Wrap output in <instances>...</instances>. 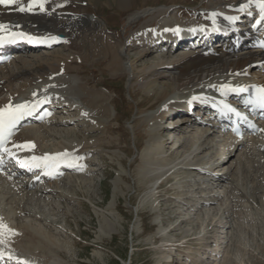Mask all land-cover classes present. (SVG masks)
I'll list each match as a JSON object with an SVG mask.
<instances>
[{"label": "rangeland", "instance_id": "374dc122", "mask_svg": "<svg viewBox=\"0 0 264 264\" xmlns=\"http://www.w3.org/2000/svg\"><path fill=\"white\" fill-rule=\"evenodd\" d=\"M50 1L45 0V5ZM213 1L125 0V4L121 5L120 0H63L62 4L55 6L58 17L97 20L105 36L96 39L93 47L102 48L105 42H113L128 71H112L109 63L120 64V58L113 60L110 53L105 57L95 54L84 63L78 61L72 65L71 72L77 78L88 82L94 89L108 93L113 116L108 130L98 139V149L87 154L88 175L84 178L89 183L80 186L78 173L66 176H70V184H66L69 178L60 184H63L64 188H61L67 192L69 201H61L59 209H54L53 204H44L43 211L39 213V217L45 221L43 223L48 225V236L55 240H52L55 242V252L62 253L60 264H193L199 258L202 260L200 264H215L216 261L217 264H226L223 262L225 257L229 259L227 264H264L263 165H252L251 177L245 176L246 170L241 185L233 178L227 180V193L224 194L225 188L222 189V202H215L211 210L209 206L197 207L188 203L190 198L191 202H195L192 191L196 187V194H207V191L200 190L199 184L191 182L195 178L188 176V172L158 189L153 188L152 196L146 197L153 184L146 170L153 164H159L152 152L164 147L169 154L183 138L177 135L180 133L177 130L169 129L171 127L163 128L157 138L149 131L145 115L151 110L155 111L158 106L154 94L146 92L141 84L144 82L143 73L149 66L160 62L163 54L164 60L172 61L189 51H165L154 46L151 52L146 53L148 45L137 49H124V45L130 43L131 37L137 33L149 35L160 32L161 20L168 19V26L169 22L174 24L175 21L200 19ZM179 10L183 11L184 17L176 16ZM42 12L36 7V13L44 14ZM87 48L90 52V47ZM72 51L75 50L69 49L63 42L51 50L21 55L24 58L27 55L39 56L38 59L43 61L51 59L53 66L58 67L63 63L59 59L69 58ZM37 58L32 60L31 65L38 62ZM18 63L11 61L2 67L1 76H5V70L16 71ZM47 67L50 71L52 66L48 64ZM171 122H165V127ZM88 125L69 124L68 128L72 130L70 138H93L97 132L85 138ZM174 134L173 139L170 135ZM188 148L189 145L185 144L173 157H180ZM253 172L258 174L255 180L252 178ZM254 181L261 190L254 193L250 189L245 193L244 188L247 189ZM176 182L179 188H172L171 185ZM223 187L220 186V190ZM227 194L235 200L229 204V208H225L227 204H224ZM228 209L229 213H225ZM23 218L37 225L32 217ZM183 218L189 219L183 222ZM217 219H221V225L214 226ZM179 223L182 224L177 226ZM35 226V229H39ZM41 230L45 231V228ZM218 241L221 243L220 249L224 250L213 258L211 255L210 258H202L207 254L205 249L214 248Z\"/></svg>", "mask_w": 264, "mask_h": 264}, {"label": "bare ground", "instance_id": "6f19581e", "mask_svg": "<svg viewBox=\"0 0 264 264\" xmlns=\"http://www.w3.org/2000/svg\"><path fill=\"white\" fill-rule=\"evenodd\" d=\"M214 1L200 19L195 18L186 22L182 20L180 22L175 21L174 24L169 22L168 26L167 19L161 20L159 24L162 25L161 32L165 28L168 30L176 29L177 26L179 27L182 24L188 26L204 23L220 24L224 31H227L226 35L229 39L224 46L220 49L205 47L201 50L190 51L172 61L164 60L165 56L163 54L160 56L162 58L160 62L145 69L143 73L144 82L142 81L141 83L144 85L146 92L154 94L155 102L158 106L155 111L151 110L145 115V121L149 123V131L152 132V135L157 138L163 128L171 127L169 129L177 130V132H180L177 135L183 138L176 143V146L172 148L173 151L171 150L169 154L168 151L164 150V147L152 152V155L155 153L157 156L159 164H153L146 170L148 171V177L153 180L151 190L146 193V197L152 196L153 188L158 189L172 179L178 178L179 175L182 176L188 172V176L195 178L191 182L199 184L200 190L207 191L204 196L196 194L198 190L196 187L192 191V194L196 198L198 197L197 200L195 199L196 203L191 202V198L188 203L197 207L201 205L209 206L210 210L215 202H222L221 198L224 197V190L222 189L225 188L224 194H226L229 187L227 180L233 178L241 185L240 181L246 170L247 174L245 176L251 177L249 173H251L252 165H263L264 168V124L261 134L250 137L233 149V145L229 146L233 143L232 139L225 138L223 142L216 143L214 138L216 135L215 129L206 126L202 122L191 125L189 124L191 116L183 117L171 112L179 107L186 111L189 105L184 102L185 99L191 100L202 92L210 90L213 93H224L229 91L227 88L222 91L221 86L240 88L241 84L245 82L264 85V49L255 45L258 41V36L247 28L246 24L245 27L238 30L237 23H235V20L237 22L246 20L247 16H243V14L252 12L249 7L252 6L254 0ZM29 2L30 0H17L15 5L6 7L0 5V23L7 25L9 28L15 27V29L34 36L63 34L64 36L61 38L57 36V42H66L69 49H74L75 51H72L69 58L59 59L63 63L58 67L53 66L51 59L43 61L38 59L39 56L37 58L31 55H27L24 58L21 54L26 52L20 53L19 55L21 56L17 55L19 58L16 56L17 59L13 60L14 62H19L17 70L3 71L4 77L0 73V108L18 99L31 97L33 93L53 95V98L58 99V106L55 107L57 116L52 114L43 124L24 127L12 138V143L15 145L33 143L35 145L34 148H22L31 156L39 157L46 154L69 153L67 157H61L60 159L72 163L76 167L81 166L79 170L81 175L77 177L80 180L79 185H84L86 182L89 183V180L84 178L88 175L85 172L87 168L84 166L87 161L85 154L98 149V139L105 130H108V124L112 120L113 113L110 108L111 100L108 93L102 89H94L88 82L77 78L74 72H71V68H73L72 65L74 66L75 62L84 63L95 54H101L105 57L110 53L113 60L120 57L113 42H105L104 46L101 45L102 48L97 47L95 49L93 47L96 39L105 36L104 30L99 26L97 20L86 17H58L55 6L62 4L63 0H51L45 5V10L42 12L44 14L41 15L36 13V8L31 12L19 10L21 6L27 7ZM120 3L124 5L125 0H120ZM214 13L215 16L213 15ZM177 15L179 17L185 16L181 10L177 11ZM228 17H237V19L230 20ZM164 34L154 33L147 35L143 32L137 33L131 37L130 43L124 45V49H137L139 46L148 45L146 53H149L151 49L153 50L151 43L159 40ZM87 47H90V52L87 51L89 49ZM140 50H144V48ZM32 52L35 51L33 50ZM35 58H37L36 61L38 62L31 65L32 60ZM123 62V59L120 58V64L112 61L111 64L109 63V67L112 71L121 70L122 73H126L128 71L123 66ZM10 63L0 66V69ZM48 64L52 66L50 71L47 67ZM16 84H19V86ZM192 101L197 103L199 99ZM201 104L211 108L208 103L202 102ZM208 107L207 115L210 114ZM59 109L61 110L58 111ZM59 113L62 115L60 116ZM63 114L67 116H63ZM168 120L172 121L171 125L165 127L164 123ZM175 120L177 121L174 122ZM73 122H76L78 126L89 123L85 138H90L94 132H97V134L89 140H82L74 136L70 138L69 135L72 130L68 128V125H72ZM167 132H170V130ZM170 136L174 139L176 135ZM185 144L189 145L188 150L183 152L180 157L174 158L173 156L179 153L180 148ZM152 149L154 148L152 147ZM76 157L80 159L77 160L75 159ZM225 157L229 161H224ZM197 177L199 179H196ZM257 177L258 174L253 172L252 178L255 180ZM67 178L48 182L46 184L48 186L47 190H34L7 174L0 175V218H2L3 223L8 228L15 231V234H4L3 242H0V244L5 250L14 252L20 257H25L32 264H60L62 262V259H59L63 257L62 253L55 252V240L48 236V225L44 224L45 221L41 219V216L39 217V213L43 211L44 204H53L54 209H59L61 201L63 202L66 199L69 201L67 192L62 190L64 188L63 184H60L61 182L65 183L64 180ZM67 180L66 184H70V178L68 182ZM179 185L182 187L181 184ZM222 185L224 187L220 190ZM171 186L172 188H179L177 182ZM250 189L254 190V193L261 190L255 181L253 184L250 183L247 189L244 188L245 193H248ZM202 197H205V199ZM232 199L233 197L227 194L224 202L225 205L227 204L225 208H229V204H233L235 200L233 201ZM197 210L201 211L198 208ZM228 211L229 209L224 212L229 213ZM207 215L209 216V213ZM28 216L37 221L35 223L37 224L36 226L23 218H28ZM188 219L183 218V222ZM220 222L221 219H217L214 226L221 225ZM180 224L182 223L177 226ZM33 225L36 228L38 226L39 229H35ZM44 228L45 231H42L41 229ZM163 234L165 235L166 233ZM220 247L221 243L218 241L215 243L214 248H210L209 254L207 256L205 254L202 255V258H210V255L213 258L219 255V252L224 250L220 249ZM199 261L202 262L199 258L193 261V264H200ZM228 261L229 259L225 257L223 262L227 264ZM215 264H217V261Z\"/></svg>", "mask_w": 264, "mask_h": 264}, {"label": "snow or ice", "instance_id": "6c2138e0", "mask_svg": "<svg viewBox=\"0 0 264 264\" xmlns=\"http://www.w3.org/2000/svg\"><path fill=\"white\" fill-rule=\"evenodd\" d=\"M259 6L261 9V21H264V0H258ZM17 3V0H0V5H5V6H11L15 5ZM38 7L41 11L45 10V0H30L28 3L27 7L21 6L19 8L20 11H28L31 12L34 10V8ZM215 16V13L213 14ZM230 20H235L237 17H228ZM7 25L0 24V43H3L6 39V37L3 35L5 30L7 29ZM11 37H25L27 34L22 33V32H11L10 33ZM28 39H34L31 36H27ZM225 88L227 90L232 91V92H241V91H246L247 89L245 88H233L231 86H221V90L223 91ZM35 96L36 93H33ZM199 99V97H193V100ZM255 101L259 103L262 107H264V86H258L256 89V97ZM35 107L34 104H30L29 102H25L23 104H17V105H12L8 104L3 108H0V147H3L5 152H9V149L5 147L4 145L6 144L8 138L10 137L12 133V129L15 128L19 120L27 114H31L32 109ZM223 108L227 109L228 111L235 112V109L231 107V105L225 103L223 104ZM239 115V113H237ZM239 134V133H238ZM18 148H25V149H30L34 148L35 145L31 142H28L24 145H16ZM11 154V153H10ZM69 153L64 152V153H57L55 155L52 154H46L43 157H36L33 156L31 157V160L28 161H21V166L27 167V168H50L53 165H51L52 161L59 160L61 157H67ZM75 159H80L79 157H76ZM48 175H51L52 172L48 171ZM5 233L9 234H15V231L13 229L8 228L6 224L3 223L2 218H0V242H3V236ZM24 264H28L27 261H24Z\"/></svg>", "mask_w": 264, "mask_h": 264}]
</instances>
